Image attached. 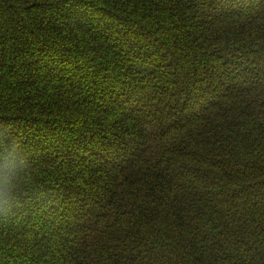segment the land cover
Segmentation results:
<instances>
[{
    "label": "trees",
    "instance_id": "16d2710c",
    "mask_svg": "<svg viewBox=\"0 0 264 264\" xmlns=\"http://www.w3.org/2000/svg\"><path fill=\"white\" fill-rule=\"evenodd\" d=\"M4 120L0 264H264V0H0Z\"/></svg>",
    "mask_w": 264,
    "mask_h": 264
},
{
    "label": "clouds",
    "instance_id": "9594fccd",
    "mask_svg": "<svg viewBox=\"0 0 264 264\" xmlns=\"http://www.w3.org/2000/svg\"><path fill=\"white\" fill-rule=\"evenodd\" d=\"M13 122L0 121V216L15 211L17 197L35 183L33 160L20 139L13 138Z\"/></svg>",
    "mask_w": 264,
    "mask_h": 264
},
{
    "label": "rangeland",
    "instance_id": "374dc122",
    "mask_svg": "<svg viewBox=\"0 0 264 264\" xmlns=\"http://www.w3.org/2000/svg\"><path fill=\"white\" fill-rule=\"evenodd\" d=\"M214 5H215L214 3L211 4V7H214ZM225 6H226L225 9H227V11H229V10H230V8H229L230 5H229V4H228V5L226 4ZM244 57H245V56H244ZM225 62H226V61H225ZM225 64H226L225 67H227V69H228L231 73H233L231 64H229V63H227V62H226ZM236 83H237V81H236Z\"/></svg>",
    "mask_w": 264,
    "mask_h": 264
}]
</instances>
